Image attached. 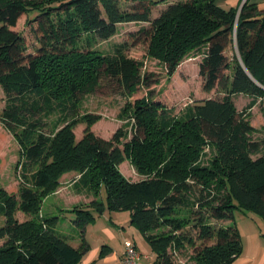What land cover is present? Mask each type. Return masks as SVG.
I'll list each match as a JSON object with an SVG mask.
<instances>
[{
    "label": "trees",
    "instance_id": "1",
    "mask_svg": "<svg viewBox=\"0 0 264 264\" xmlns=\"http://www.w3.org/2000/svg\"><path fill=\"white\" fill-rule=\"evenodd\" d=\"M237 10L217 0H0V121L17 138L23 158L18 194L0 188V264H78L89 247L85 227L103 208L129 212V224L155 255L153 264H174L187 245L192 264L238 258L235 210L254 213L264 224V140L253 138L245 113L258 98L264 103V7L245 1ZM22 14L35 23L33 51L13 29ZM125 22L148 24L137 30L148 38L145 57L169 74L191 51L200 55L204 89L219 87L222 96L198 99L178 113L147 94L134 99L131 136L122 147V130L104 139L86 129L77 140L67 122L46 133L44 118L68 117L101 76L127 96L148 85L144 62L127 54V42L106 53L93 47ZM237 94L250 98L244 110L236 109ZM125 159L141 179L120 171ZM69 171L79 174L77 188L93 195L66 209L78 230L77 247L56 228L57 215L38 214L43 197ZM17 208L31 217L18 222ZM223 220L227 224H216Z\"/></svg>",
    "mask_w": 264,
    "mask_h": 264
},
{
    "label": "rangeland",
    "instance_id": "2",
    "mask_svg": "<svg viewBox=\"0 0 264 264\" xmlns=\"http://www.w3.org/2000/svg\"><path fill=\"white\" fill-rule=\"evenodd\" d=\"M160 8L159 6L155 7L152 11V15H156ZM30 17H32V15L22 14L13 27L15 31L19 32L24 37L27 51H33L36 46H38L37 37L33 31L35 23ZM117 26L118 30L113 36L106 40H98L94 43L93 47L106 53L112 50L113 44L123 41L127 42V54L136 60H143L144 62L141 72L148 75V85L138 87L131 96H127L118 91L117 85L111 79L101 76L95 91L81 96L76 102V108L69 112L68 117L67 115L57 113L44 118L45 126L43 129L46 133L49 134L54 132L67 122H73V131L77 140L82 137L86 129H89L94 134L104 139H110L116 131L122 130V132L127 135V137H121L119 140V146L122 147V144L131 136L130 129L133 119L130 118V115L132 114L131 106L133 105L134 99L147 94L151 96L153 100L160 101L167 107L172 108L174 113H178L185 108L187 104H191L198 99L222 96L223 93L220 91L219 87H214L210 90L204 89L203 79L199 75L198 64L201 59L200 55L191 51L182 59L174 72L169 74L165 70L164 65L160 62L145 57L148 38L145 37L143 33H138L137 30L141 26H148L147 23L125 22ZM129 33H133V35H131L132 37L129 36ZM233 101L236 109L241 111L246 108L249 99L247 95L237 94L234 95ZM260 103L261 99L258 98L257 102L250 109L245 110L249 123L255 128L252 136L258 141L264 140V103ZM4 105L5 95L0 88V114ZM121 112L124 116L123 118L121 117ZM204 151V160H207L210 155V150L205 147ZM22 160L21 148L17 138L12 133L8 132L0 121V188L7 193L18 194V188L22 182ZM125 160L122 164L124 162L126 164L120 166V171L132 181L141 179L142 175L138 174L136 170L130 166L129 160ZM78 175L76 171H69L62 174L58 180L59 184L55 191L43 197L38 214L47 216L52 215L48 213V210L53 204L57 205L59 209L67 205L70 206L72 204L71 202L76 199V197H74V190L77 188V182L74 183V179H76ZM105 197V191L102 190L100 198L103 202H105ZM103 210L99 214L102 216L100 218H106L105 215L103 216L104 211L109 214L107 215L108 217L110 216L109 212H111L112 215L126 214L125 212H127L126 210H118L113 213V211L107 208ZM59 211L62 212L61 214H58L59 212L56 214L59 217L58 222L66 229L71 227L72 231L73 221L71 222L70 220L72 216L65 210L63 211V209ZM182 215H184V213H182ZM14 216L18 222L25 221L31 217L29 213H25L18 208L15 209ZM4 220V216L0 215V227L4 224ZM227 222L228 221L223 220L216 224H227ZM234 223L239 230L242 251L232 264H264V224L261 218L254 213L245 215L235 210ZM73 231H77L75 225ZM190 233L193 235L195 244H198L199 239L196 237L195 231L191 230ZM143 240L141 241L142 244H139V247L145 244L143 242L146 241L145 239ZM2 243L3 240H0V244ZM192 249V245H187L184 251L175 255L174 264H192ZM148 251L152 252L150 247L147 252Z\"/></svg>",
    "mask_w": 264,
    "mask_h": 264
},
{
    "label": "crops",
    "instance_id": "3",
    "mask_svg": "<svg viewBox=\"0 0 264 264\" xmlns=\"http://www.w3.org/2000/svg\"><path fill=\"white\" fill-rule=\"evenodd\" d=\"M218 3L224 8L228 7H237L241 5L243 0H217ZM250 3H255L259 7H264V0H246ZM250 100V98L248 97ZM126 161V160H125ZM129 163V162H128ZM123 164H126L125 162ZM122 162L119 164V168L123 165ZM130 166H132L130 164ZM133 167V166H132ZM134 169V167H133ZM78 177H76L77 179ZM74 179V181H76ZM60 190V189H59ZM58 190V191H59ZM56 191V192H58ZM61 191V190H60ZM74 194L76 199L71 202L70 206H66L63 211L74 204L79 203H88L92 200L93 195L89 193L85 188H76L74 190ZM57 208V205L53 204L51 208L48 210V213L52 215L61 214L62 211ZM117 212V211H113ZM104 213V214H103ZM103 216L106 218H100L102 216L96 215L95 218L86 225L84 230V238L87 241L89 247L87 251H85L79 261L78 264H120L121 253L123 250V241L124 239H131L136 245L137 250L143 254L142 264H153L154 254L152 252H147L149 250V246L146 242L143 246L139 247V244H142V240L144 239L142 234L132 225L129 224V212H125L126 214H111L108 217L105 211L103 212ZM104 219V220H102ZM72 222V218L70 217ZM74 223L72 222V231L71 227L66 229L64 226L57 221L56 228L62 231L65 235L68 236V241L72 246L77 247L80 243L78 230H74ZM77 229V228H76ZM139 241V242H138ZM144 241V240H143ZM147 244V245H146ZM102 251V252H101ZM152 253V254H151Z\"/></svg>",
    "mask_w": 264,
    "mask_h": 264
},
{
    "label": "built area",
    "instance_id": "4",
    "mask_svg": "<svg viewBox=\"0 0 264 264\" xmlns=\"http://www.w3.org/2000/svg\"><path fill=\"white\" fill-rule=\"evenodd\" d=\"M143 257L146 256L137 250L133 240L124 239L120 264H142Z\"/></svg>",
    "mask_w": 264,
    "mask_h": 264
},
{
    "label": "water",
    "instance_id": "5",
    "mask_svg": "<svg viewBox=\"0 0 264 264\" xmlns=\"http://www.w3.org/2000/svg\"><path fill=\"white\" fill-rule=\"evenodd\" d=\"M245 1H246V0H243V1H242L241 5H240L239 8H238V11L240 10L241 6L243 5V3H244Z\"/></svg>",
    "mask_w": 264,
    "mask_h": 264
}]
</instances>
